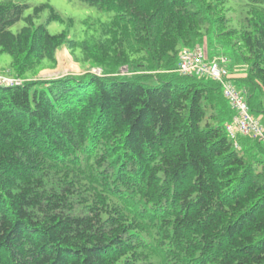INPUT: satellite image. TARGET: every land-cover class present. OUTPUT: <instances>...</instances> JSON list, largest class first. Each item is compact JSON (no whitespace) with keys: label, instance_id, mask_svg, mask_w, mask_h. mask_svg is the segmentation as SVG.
I'll use <instances>...</instances> for the list:
<instances>
[{"label":"trees","instance_id":"trees-1","mask_svg":"<svg viewBox=\"0 0 264 264\" xmlns=\"http://www.w3.org/2000/svg\"><path fill=\"white\" fill-rule=\"evenodd\" d=\"M80 1L100 14L72 35L49 2L0 0L23 79L0 86V264H264V145L235 148L219 83L175 71L219 43L264 122V0ZM60 48L103 73L31 79Z\"/></svg>","mask_w":264,"mask_h":264},{"label":"built area","instance_id":"built-area-1","mask_svg":"<svg viewBox=\"0 0 264 264\" xmlns=\"http://www.w3.org/2000/svg\"><path fill=\"white\" fill-rule=\"evenodd\" d=\"M227 62V58L208 60L204 47L194 45L181 49L175 71L184 76L208 77L219 83L222 95L232 112L230 120L225 124V130L235 148L239 147V137H248L264 144V123L250 112L247 100L230 81ZM22 83L23 79L19 77L0 75V86Z\"/></svg>","mask_w":264,"mask_h":264},{"label":"rangeland","instance_id":"rangeland-1","mask_svg":"<svg viewBox=\"0 0 264 264\" xmlns=\"http://www.w3.org/2000/svg\"><path fill=\"white\" fill-rule=\"evenodd\" d=\"M20 2L26 3L29 5L25 14L31 12L33 8L43 2H49L53 5L64 17H73L75 19V25L70 27V32L72 35L75 32H81L84 26L81 23V20L85 16L87 12L96 13L95 10H90L84 8L81 4L80 0H19ZM243 0H235L237 3H241ZM100 14V13H96ZM106 16L105 14H103ZM48 12L44 10L39 17V20L46 24L47 30L51 34H56L65 29V23L56 22V21H47ZM23 25V21L17 22L12 26V30L16 31ZM201 46L205 45V40L202 39L200 41ZM205 48L211 56L216 57L213 59L221 60L223 58H229L233 63L237 62L232 55L231 52L224 51L223 47L219 44L211 42V45H205ZM228 53V54H227ZM56 63L54 67H46L38 72L31 79H42V80H50L56 79L65 75H83L85 73H103L101 68H95L89 63H79L74 59V57L66 50L65 48H60L55 52ZM211 60V59H210ZM232 65V63H229ZM237 68L238 65L235 64ZM241 66V65H240ZM234 70V67L231 68ZM125 71V70H124ZM123 71V72H124ZM0 75L6 77H14L15 74L11 68V56L8 54H0ZM239 78V77H238Z\"/></svg>","mask_w":264,"mask_h":264},{"label":"crops","instance_id":"crops-1","mask_svg":"<svg viewBox=\"0 0 264 264\" xmlns=\"http://www.w3.org/2000/svg\"><path fill=\"white\" fill-rule=\"evenodd\" d=\"M67 50V49H66ZM207 56L209 59H213L216 57H212L211 54H209V52H207ZM229 59V58H228ZM229 63H232V65H230ZM227 64H229V66H227L229 73H230V77H231V81L233 82V84L235 85V82L233 81L235 78L238 77H244L245 76V70H246V66L241 63V62H235V64L238 65L239 68H237L235 66V64L233 63V61H231V59H229V61L227 62ZM241 65V66H240ZM234 67V70H232L231 68Z\"/></svg>","mask_w":264,"mask_h":264}]
</instances>
